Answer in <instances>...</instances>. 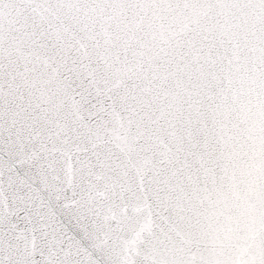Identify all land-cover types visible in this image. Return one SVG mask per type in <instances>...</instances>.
I'll use <instances>...</instances> for the list:
<instances>
[{
	"label": "water",
	"instance_id": "1",
	"mask_svg": "<svg viewBox=\"0 0 264 264\" xmlns=\"http://www.w3.org/2000/svg\"><path fill=\"white\" fill-rule=\"evenodd\" d=\"M0 264H264V0H0Z\"/></svg>",
	"mask_w": 264,
	"mask_h": 264
}]
</instances>
